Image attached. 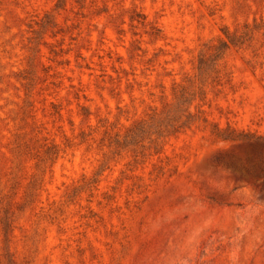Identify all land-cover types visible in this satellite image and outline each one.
Returning a JSON list of instances; mask_svg holds the SVG:
<instances>
[{"label": "rangeland", "instance_id": "obj_1", "mask_svg": "<svg viewBox=\"0 0 264 264\" xmlns=\"http://www.w3.org/2000/svg\"><path fill=\"white\" fill-rule=\"evenodd\" d=\"M0 264H264V0H0Z\"/></svg>", "mask_w": 264, "mask_h": 264}, {"label": "trees", "instance_id": "obj_2", "mask_svg": "<svg viewBox=\"0 0 264 264\" xmlns=\"http://www.w3.org/2000/svg\"><path fill=\"white\" fill-rule=\"evenodd\" d=\"M224 47L223 43L220 44L216 50L219 52ZM215 51L209 58L204 59L200 57L198 60V71L199 74L208 72L213 68L215 62ZM185 92L179 93L175 97L173 104L169 106L163 113L153 114L148 120L139 121L136 123L123 137L122 142L119 143V139H114L115 144H121L128 146L130 144H136L143 138L154 136L150 139L153 145L158 144V140L169 134H173L182 127L188 125L194 120V116L187 110V106L190 101L185 96ZM258 138V137H257Z\"/></svg>", "mask_w": 264, "mask_h": 264}]
</instances>
